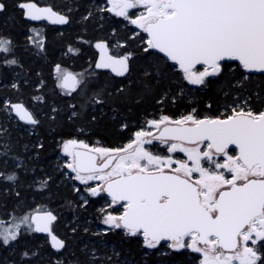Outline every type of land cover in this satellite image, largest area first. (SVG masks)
<instances>
[{
    "label": "snow or ice",
    "instance_id": "6c2138e0",
    "mask_svg": "<svg viewBox=\"0 0 264 264\" xmlns=\"http://www.w3.org/2000/svg\"><path fill=\"white\" fill-rule=\"evenodd\" d=\"M105 4L97 11L129 20L147 34V39L122 54H111L106 41L95 45L101 51L95 68L110 69L117 77H125L127 85H98L88 95L89 82L83 73L55 66L57 87L67 90L68 96L77 93L85 97L79 107L68 105V121H86L89 126L103 122L123 130L134 108L158 95L166 97L172 85L159 57L148 60L154 52L163 53L178 66L182 80L189 85L206 90L219 85V91L231 96L232 102L224 106L222 116L198 118L192 109L175 119L161 115L147 120L148 128L157 134L141 128L121 147H90L76 138L61 142L63 153L69 157L64 168L75 174L72 179L86 186L89 197L106 193L110 198L100 209L101 223L107 226L104 234L121 230L125 237L139 239L142 249L159 252L164 247L166 251L160 256L165 259L188 249L201 254L199 264H264V110L253 107L252 96L241 94L250 79L245 73H264V0H105ZM138 6L145 11L133 19L129 10ZM17 7L31 20L70 22L69 16L39 8L32 0H22ZM4 11L6 4L0 0V13ZM92 15L89 11L83 19ZM137 38L138 34L129 37L117 47L127 49L128 42L135 43ZM28 39L44 49L39 32ZM68 51L77 50L69 47ZM136 60H145L146 66L133 80ZM236 61L238 69L244 70L240 73L243 79L233 76L222 80L229 62ZM13 65L22 67L16 46L10 37L0 34V68ZM17 87L12 84V88ZM255 95L259 99V93ZM0 110L15 112L28 125L41 124L23 103L5 100ZM50 111L48 119L55 123L59 110L53 107ZM153 141L166 145L169 155L154 154L149 147ZM17 147L8 129L0 124V159L5 164L13 160L15 167L21 168ZM31 147L39 156L45 145L37 141ZM177 152L185 158L174 159L171 154ZM18 181L16 171L0 170V201L22 198L15 190ZM51 181L52 176H46L37 186L47 189ZM90 181L95 185L88 186ZM72 191L80 195L81 207L89 203L80 188L73 187ZM117 205L120 211L114 214ZM57 220L53 211L38 208L0 230V242L10 246L18 243L23 233H46L52 249L66 251V240L54 229ZM88 256V264H119L121 252L113 249L111 255H101L93 249ZM144 256H148L147 251ZM33 259H43L38 248L21 253L22 261ZM73 260L82 264L74 256ZM52 264H66V258ZM123 264L131 262L125 259Z\"/></svg>",
    "mask_w": 264,
    "mask_h": 264
},
{
    "label": "trees",
    "instance_id": "16d2710c",
    "mask_svg": "<svg viewBox=\"0 0 264 264\" xmlns=\"http://www.w3.org/2000/svg\"><path fill=\"white\" fill-rule=\"evenodd\" d=\"M3 2L6 4V11L0 13V34L12 39L16 46V58L22 67L13 65L0 68V104L5 100L23 103L41 120V124L35 127L28 125L19 121L13 112L0 110V124L8 129L12 140L18 144L15 151L19 154L22 164L21 168H16L15 161L8 160L5 164L4 160L0 159V170L18 173L19 187L15 190L20 191L22 196L18 201H0V221H3V224H14L19 218L32 214L38 208L53 211L58 216L54 229L66 240L68 247L66 251L57 253L51 248L47 235L23 233L18 243L4 246L0 242V264H52V261L65 258L66 264H74L73 256L82 264H88V254L93 249L101 255H111L113 249L120 251L119 264H123L125 259L131 264H198L199 254L188 249L165 259L160 256V252L166 251L164 247L160 248L159 252L142 249L139 239L127 238L121 230L105 235L100 209L105 207L104 201L107 197H90L86 206H80V195L72 191V181L60 166L58 147L62 140L70 138L84 140L92 146L121 147L131 140L136 131L144 129L147 120L159 118L161 115L175 119L188 114L192 109H196L198 118L222 116L225 112L224 106L231 104L232 97H225L219 91V85H214L211 90L189 85L182 80L176 66L158 52H154L148 60H156L159 57L158 62L161 67L166 68V75L172 85L166 97L158 95L156 99H150L134 108L128 114V127L123 130L113 129L110 124L105 126L103 122L99 126H89L86 121H68L67 116L71 113L68 105L76 104L79 107L85 97L77 93L68 96L67 90L57 87L55 66L59 64L62 69L83 73L89 82L88 95H91L98 85H127L128 80L125 77H117L114 73L95 68L98 53L92 44L94 41L103 40L108 43L111 54H122L125 50L140 47L141 40L147 39L146 35L121 18L98 12L100 0H32L37 6L50 7L57 13L69 16L70 22L61 26L31 21L25 17L24 10L17 7L22 0ZM89 11L93 15L84 20L83 17ZM37 32L40 33V38H43V50L28 39L29 36L35 37ZM137 34L135 43L129 41L127 49L117 47ZM69 47L77 51L70 53ZM142 66H146L145 60L134 62L133 80L142 71ZM243 72V69H238L237 62H229L226 74L221 79L227 81L233 76L243 79L240 75ZM245 74L249 75L250 79L247 82V90L241 94L252 96L253 107L256 110H264V73ZM13 83L18 87L12 88ZM255 93H259V99ZM35 97H42L43 100H37ZM209 104L211 108L208 107ZM53 107L59 110L55 123L48 119L52 115L50 109ZM37 141H43L45 145L39 156L35 155L31 147ZM159 143L153 141L150 150L154 154L166 155V146ZM49 175L52 176L49 187L40 189L37 186L38 181ZM114 210V214H118L120 208ZM73 228H76L75 232L72 231ZM85 228L88 229L87 232L84 231ZM37 248L43 257L42 260H21L24 250ZM145 251L148 252L147 257L144 256Z\"/></svg>",
    "mask_w": 264,
    "mask_h": 264
},
{
    "label": "rangeland",
    "instance_id": "374dc122",
    "mask_svg": "<svg viewBox=\"0 0 264 264\" xmlns=\"http://www.w3.org/2000/svg\"><path fill=\"white\" fill-rule=\"evenodd\" d=\"M106 6V4H105V0H100V2H99V4H98V7L100 8V7H105ZM39 8H42V7H40V6H38ZM145 11V9L143 8V6H138L137 8H134V9H130L129 10V16L131 17V18H136L137 16H139L142 12H144ZM110 14V13H109ZM111 16H114V17H116V18H121V19H123L126 23H128L130 26H132V27H134L137 31H142L140 28H138L136 25H133V24H131L130 23V21L129 20H126V19H124L123 17H117V16H115L114 14H110ZM143 32V31H142ZM202 70V69H201ZM67 71H69V70H67ZM192 86H195V85H192ZM196 87V86H195ZM144 129L145 130H149V131H152V132H154L155 130L154 129H150V128H148V126H147V123L145 124V126H144ZM63 141V140H62ZM61 141V142H62ZM61 142L59 143V147H58V150H59V156H58V159H59V163H60V166H61V168H63L64 170H65V173H66V175H67V177L69 178V180H71L72 181V185H73V187H78V188H80V190H81V194L82 195H84L85 197H87V198H90L88 195H87V193L84 191V189H85V185H82V184H80V182L79 181H76V180H74V179H72V177L75 175L74 173H72L71 172V170H69V169H66V168H64V164H65V162L69 159V157H67L64 153H63V151H62V147H61ZM159 144H161V143H159ZM162 146H166V145H163V144H161ZM90 147L92 146V145H89ZM150 147V146H149ZM166 155H169V153L167 152V146H166ZM171 155H173V158L174 159H184L185 157H184V154L183 153H180V152H177V153H173V154H171ZM95 181H90L89 182V185L88 186H94L95 185ZM101 195H104L103 193H101ZM105 196V195H104ZM92 198V197H91ZM110 201V199L107 197V200H105L104 201V206L106 207L107 206V204H108V202ZM104 207V208H105ZM114 208H119V206L117 205V206H114ZM8 225L9 224H0V230H3L4 228H7L8 227ZM107 226H105V225H103L102 224V228H106ZM21 228H22V230H23V228H24V226H21ZM197 254H199V253H197ZM201 259V254H199V260ZM198 264H199V262H198Z\"/></svg>",
    "mask_w": 264,
    "mask_h": 264
},
{
    "label": "water",
    "instance_id": "95a60500",
    "mask_svg": "<svg viewBox=\"0 0 264 264\" xmlns=\"http://www.w3.org/2000/svg\"><path fill=\"white\" fill-rule=\"evenodd\" d=\"M28 19H29V18H28ZM44 20H46L47 22L53 23L51 19H44ZM57 24H59V23H57ZM145 35H146V38H147V34H146V33H145ZM99 41H103V40H97V41H94L93 44H92L93 49L98 53L97 61L100 59L101 51H100V49L96 48L95 45H96V43L99 42ZM158 53H159V52H158ZM159 54H161V55L164 57V54H163V53H159ZM164 58H166V57H164ZM169 62H170L171 64H173V62H171V61H169ZM236 62L239 63L238 61H236ZM176 67L178 68V66H176ZM178 69H179V68H178ZM104 70H106V71L112 73L110 69H104ZM72 73H73V72H72ZM254 73H260V72H254ZM114 74H115V73H114ZM13 114L16 116L15 112H13ZM16 118L19 120V118H18L17 116H16ZM19 121H20V120H19ZM21 122L25 123L24 121H21ZM156 134H157V132H156V130H155V131L153 132V135H156ZM157 142H159V141H157ZM233 147H234V146H233ZM103 194H104L106 197H108L106 193H103ZM108 198H109V197H108ZM109 199H110V198H109ZM40 234L47 235L46 233H40Z\"/></svg>",
    "mask_w": 264,
    "mask_h": 264
},
{
    "label": "flooded vegetation",
    "instance_id": "af4514ba",
    "mask_svg": "<svg viewBox=\"0 0 264 264\" xmlns=\"http://www.w3.org/2000/svg\"><path fill=\"white\" fill-rule=\"evenodd\" d=\"M31 20V19H30ZM31 21H42V22H45L47 24H50V25H57V26H61L62 24H57V23H50V22H47L46 20L44 19H41V20H31Z\"/></svg>",
    "mask_w": 264,
    "mask_h": 264
},
{
    "label": "bare ground",
    "instance_id": "6f19581e",
    "mask_svg": "<svg viewBox=\"0 0 264 264\" xmlns=\"http://www.w3.org/2000/svg\"><path fill=\"white\" fill-rule=\"evenodd\" d=\"M42 8H50V7H46V6H44V7H42ZM56 12V11H55ZM61 14V13H60ZM61 15H65V14H61ZM98 58V57H97Z\"/></svg>",
    "mask_w": 264,
    "mask_h": 264
}]
</instances>
